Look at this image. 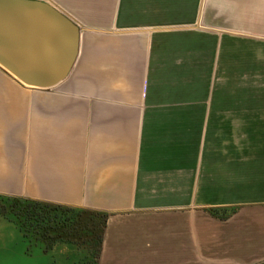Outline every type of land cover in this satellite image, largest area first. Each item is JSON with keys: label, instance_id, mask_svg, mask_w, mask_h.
I'll return each instance as SVG.
<instances>
[{"label": "crops", "instance_id": "obj_1", "mask_svg": "<svg viewBox=\"0 0 264 264\" xmlns=\"http://www.w3.org/2000/svg\"><path fill=\"white\" fill-rule=\"evenodd\" d=\"M43 1L78 55L50 88L0 66V195L107 213L98 264H264V0Z\"/></svg>", "mask_w": 264, "mask_h": 264}, {"label": "water", "instance_id": "obj_2", "mask_svg": "<svg viewBox=\"0 0 264 264\" xmlns=\"http://www.w3.org/2000/svg\"><path fill=\"white\" fill-rule=\"evenodd\" d=\"M37 12L45 20L41 45L21 40L30 34ZM79 35L78 24L49 2L0 0V66L24 85L50 88L64 80L77 58Z\"/></svg>", "mask_w": 264, "mask_h": 264}, {"label": "trees", "instance_id": "obj_3", "mask_svg": "<svg viewBox=\"0 0 264 264\" xmlns=\"http://www.w3.org/2000/svg\"><path fill=\"white\" fill-rule=\"evenodd\" d=\"M0 216L15 226L27 256L46 253L60 243L68 246L66 262L39 264H98L107 213L0 195Z\"/></svg>", "mask_w": 264, "mask_h": 264}, {"label": "rangeland", "instance_id": "obj_4", "mask_svg": "<svg viewBox=\"0 0 264 264\" xmlns=\"http://www.w3.org/2000/svg\"><path fill=\"white\" fill-rule=\"evenodd\" d=\"M15 226L0 216V264H25L21 256L22 243L20 234L15 230ZM64 245L68 255V246L60 243L57 246ZM61 249V255H62ZM70 253V252H69ZM65 254V253H64ZM66 255V254H65ZM36 264V263H31Z\"/></svg>", "mask_w": 264, "mask_h": 264}]
</instances>
